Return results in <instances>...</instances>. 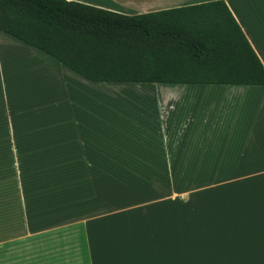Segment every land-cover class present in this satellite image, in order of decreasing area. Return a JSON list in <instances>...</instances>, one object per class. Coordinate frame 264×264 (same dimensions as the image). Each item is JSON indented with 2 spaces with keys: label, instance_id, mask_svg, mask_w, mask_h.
<instances>
[{
  "label": "crops",
  "instance_id": "obj_1",
  "mask_svg": "<svg viewBox=\"0 0 264 264\" xmlns=\"http://www.w3.org/2000/svg\"><path fill=\"white\" fill-rule=\"evenodd\" d=\"M223 1L264 65V0ZM176 173L230 179L179 234L150 197ZM177 247L184 264H264V85L94 81L0 29V264H173Z\"/></svg>",
  "mask_w": 264,
  "mask_h": 264
},
{
  "label": "trees",
  "instance_id": "obj_2",
  "mask_svg": "<svg viewBox=\"0 0 264 264\" xmlns=\"http://www.w3.org/2000/svg\"><path fill=\"white\" fill-rule=\"evenodd\" d=\"M0 29L94 81L264 85V65L223 0L139 14L0 0Z\"/></svg>",
  "mask_w": 264,
  "mask_h": 264
},
{
  "label": "rangeland",
  "instance_id": "obj_3",
  "mask_svg": "<svg viewBox=\"0 0 264 264\" xmlns=\"http://www.w3.org/2000/svg\"><path fill=\"white\" fill-rule=\"evenodd\" d=\"M151 175L152 174H148L146 177L152 180ZM155 175L161 176L163 180L158 188L151 189L150 197L152 200L171 202L169 208L171 213H175V228L178 234L184 229L198 228L197 225L200 222L196 220L197 216L195 215L199 212L215 213L217 208V192H220L221 197H224L226 194V196H228L230 191L229 187H225L229 184L227 181L230 180L227 176L224 178L221 177L220 180L218 179L217 174L176 173ZM224 179L227 181L222 182ZM148 182L150 181L148 180ZM166 187L171 190L170 194L164 192L167 189ZM163 206L166 207L163 208ZM165 208L167 209L168 206L160 205V212H168ZM141 231L143 230L141 229ZM160 239L165 241L164 237H161ZM144 246L150 247L146 244H144ZM139 255L141 260L145 262L153 261L154 258L157 259V254L152 251V249L145 248L144 253ZM189 261V254L186 253L185 250L178 249L177 247L173 253L171 262L173 264H184ZM191 262L192 264H199V262Z\"/></svg>",
  "mask_w": 264,
  "mask_h": 264
}]
</instances>
